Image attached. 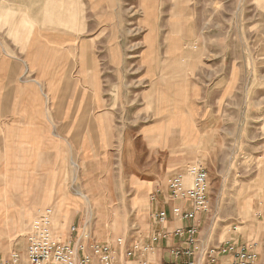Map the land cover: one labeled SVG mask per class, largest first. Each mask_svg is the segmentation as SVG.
Masks as SVG:
<instances>
[{
	"label": "rangeland",
	"instance_id": "rangeland-1",
	"mask_svg": "<svg viewBox=\"0 0 264 264\" xmlns=\"http://www.w3.org/2000/svg\"><path fill=\"white\" fill-rule=\"evenodd\" d=\"M63 12L76 13L67 22H79L73 33L81 29L76 18L88 22V32L74 38L89 42L84 83L75 68L79 54L71 68L61 52L48 80L22 63L0 69L10 98L0 96V262L25 255L36 220L49 221L54 238L65 221V237L76 227L103 242L143 243L156 212L174 221L171 210L180 203L170 201V177L200 163L209 176V210L184 223H195L205 244L255 245L264 264V0H42L44 18ZM54 23L42 20V29L70 34ZM23 86L28 95L20 102ZM99 86L105 138L97 131ZM76 88L88 99L76 100ZM31 109L35 115H23ZM82 112L92 132L80 162L76 132L65 129L80 124ZM12 177H21V189L11 187ZM63 201L67 212L59 209ZM76 217L81 227L72 224Z\"/></svg>",
	"mask_w": 264,
	"mask_h": 264
},
{
	"label": "built area",
	"instance_id": "built-area-1",
	"mask_svg": "<svg viewBox=\"0 0 264 264\" xmlns=\"http://www.w3.org/2000/svg\"><path fill=\"white\" fill-rule=\"evenodd\" d=\"M209 191L208 172L200 163L171 176L168 195L171 202L180 203L171 210L174 219L196 222L199 213L209 210ZM153 216L160 227L148 237L147 244L138 240L129 243L127 237L117 238L112 244H100L86 232V228L78 234L77 228L72 227L71 234L79 237L74 245H70L54 238L49 221L36 220L27 235L25 255L14 252L0 264H93L95 261L98 264H153L149 256L156 253L155 244L170 240H177L181 244L169 250L170 264L260 263V254L255 245L239 243L234 239L219 245L205 244L199 238V227L195 223L170 232L163 227L168 224L166 211L160 210Z\"/></svg>",
	"mask_w": 264,
	"mask_h": 264
},
{
	"label": "crops",
	"instance_id": "crops-1",
	"mask_svg": "<svg viewBox=\"0 0 264 264\" xmlns=\"http://www.w3.org/2000/svg\"><path fill=\"white\" fill-rule=\"evenodd\" d=\"M59 1V0H55ZM62 2H65L67 0H60ZM72 0H69V2ZM41 2L42 0H0V69L9 68V67H15L16 64L22 63L24 66L20 64L22 68H26L27 71H41V78L48 80V70L52 67L58 68L57 65H51L50 63L58 61H61L58 59L60 53H65L64 57L69 58L70 60V67L73 68V55L79 54V60L78 64H76L77 69L81 70V80L83 82L82 75L85 74L86 69L89 68V42L80 43L77 45V43H74V38H78L79 36L84 35V31L88 32V22L85 19V22L82 18H76V20H80V31L76 30V32L73 33L71 30L73 27H77L79 22L76 23V25L69 23L67 25V22H72L74 19V16L76 13L74 12H63L62 14H57L47 16V18H44V15L41 14ZM42 20H53L54 28H65L66 26L69 27L70 34L65 33H58L53 32V34H50L49 31H45L42 29L41 22ZM84 27V29H83ZM58 31L63 32V29H59ZM58 33V34H57ZM13 35L15 39H10L8 36ZM68 37V38H67ZM9 51L12 53H15L16 57L10 56ZM92 52V50H91ZM69 55V57L67 56ZM11 58V60L9 59ZM63 62V61H61ZM72 63V65H71ZM59 67H62L61 65ZM39 80H40V74H38ZM85 78V77H84ZM3 81L0 82V84H3ZM36 86H40V83L37 81H34ZM43 84L45 81H42ZM84 83V82H83ZM5 85V84H3ZM1 85L0 87V96L2 98V101H8L10 98L9 92L7 89L8 83L3 88ZM29 88L33 86H28ZM28 89V88H27ZM30 91V89H29ZM76 91V92H75ZM73 93L76 100L85 101L88 99V94L82 93L79 94L78 88H76ZM26 95L28 93L26 92V86H23L22 89L17 90V97L16 100L20 102H24L27 100ZM35 92H32L33 100H36L37 98H34ZM97 118L100 122L98 124V133L101 134L100 137L105 138V134H107L110 130L108 125L105 124V118L107 117V114H105L104 108H105V96L104 92L101 91L100 86L97 90ZM15 100V98H13ZM31 99V98H30ZM4 106V105H3ZM23 112V115H35V111L33 109ZM34 112V113H33ZM73 115V114H69ZM80 116L82 117L81 123L76 125H69L68 129H65L66 131H70L71 133L76 132V140H78V143L76 144V147H74L75 154L77 155V158L81 161L86 160V158L89 155V134L92 132L89 128L88 124V113H81ZM114 126V132H116L117 128ZM104 142V141H102ZM71 153H73V146L69 145V148H67ZM42 152V151H40ZM71 156V155H70ZM50 159V157H49ZM88 159V158H87ZM44 162L42 161V164ZM46 165V164H43ZM46 169V168H45ZM49 170V169H48ZM51 188V187H50ZM50 188L47 189L48 193L50 191ZM149 190V186L144 188V193H146ZM56 191H54L53 195L56 196ZM99 202V201H98ZM44 205V204H41ZM98 205V204H96ZM101 207V206H100ZM65 210L67 212V203L65 201L60 203V208ZM73 211V210H72ZM76 212V211H75ZM72 224L74 225L76 222L79 224L78 226L81 227L84 221H77V217L71 220ZM192 224L188 225L184 223V221H179L174 219V221L171 220V222H168V224L164 225L163 227L166 228L168 231L173 232L175 229L178 228H187L191 226ZM139 227V226H138ZM151 227V226H150ZM152 227L157 230L160 226L157 224H152ZM151 227V228H152ZM152 228V229H153ZM154 230V231H155ZM153 231V232H154ZM152 232V233H153ZM66 233V232H65ZM65 233L62 235H58V240L70 245H74L73 242L75 237L74 234L70 236L65 237ZM93 239L96 243L105 244V243H114L113 242H103L98 237L94 235ZM121 238V237H119ZM145 244L148 243V237H143ZM129 243L135 240H131L127 238ZM180 242L177 240H170L167 242V244L161 248L157 247L155 252L158 257V259L154 262L150 261L153 264H159V262H168L171 260V257L169 256V250H164V248H176L180 247ZM118 249V247H115ZM150 257V256H149ZM263 256L261 257L260 264H262ZM125 264V262H123ZM93 264H98L97 261H95ZM128 264V263H127ZM129 264H137V262H129Z\"/></svg>",
	"mask_w": 264,
	"mask_h": 264
},
{
	"label": "bare ground",
	"instance_id": "bare-ground-1",
	"mask_svg": "<svg viewBox=\"0 0 264 264\" xmlns=\"http://www.w3.org/2000/svg\"><path fill=\"white\" fill-rule=\"evenodd\" d=\"M58 77H59V76H58ZM59 83H60V82H59ZM57 85H58V86H57ZM59 91H60V89H59V84H56L55 94H54V95H55V96H54V100L57 98V95H56V94H57ZM18 171H19V170H18ZM12 172H13V171H12ZM12 178H13V177H12ZM12 182H13V183H12V186H11V187L14 188V189H16V188L21 189V188L23 187V184H24V182L22 181L21 177H17V178L15 177V178H13V179H12ZM3 189H4V188H3ZM10 193H11V192H10ZM0 194H1V193H0ZM0 199H1V198H0ZM1 200H2V199H1ZM2 205H3V204H2ZM3 208H4V207H3ZM5 208H6V207H5ZM5 210H6V209H5ZM4 214H5V213H4ZM0 217H1V216H0ZM14 217H15L14 215H13V216H11V215H8V216H7V215H6V216L3 218V220H4V221H6V220H7V221H8V220H12V221H15V222H16V219H14ZM21 219H22V218H21ZM4 221H3V222H4ZM22 221H23V220H21V222H22ZM5 224H6V222H5ZM65 224H66L65 221H63V222L60 221V227H61V228H60V227H59V228L61 229V233L63 232L62 227H64ZM7 226H8V225H7ZM61 233H60V234H61Z\"/></svg>",
	"mask_w": 264,
	"mask_h": 264
}]
</instances>
